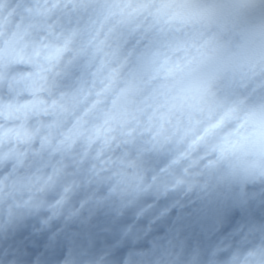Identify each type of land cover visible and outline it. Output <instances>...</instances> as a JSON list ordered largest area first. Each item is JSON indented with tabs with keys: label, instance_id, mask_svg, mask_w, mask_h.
Here are the masks:
<instances>
[{
	"label": "snow or ice",
	"instance_id": "snow-or-ice-1",
	"mask_svg": "<svg viewBox=\"0 0 264 264\" xmlns=\"http://www.w3.org/2000/svg\"><path fill=\"white\" fill-rule=\"evenodd\" d=\"M167 3L0 0V229L42 207L75 217L77 202L134 203L197 158L212 166L216 136L223 158L238 97L264 110V70L217 83L204 27L177 22ZM160 152L171 162L149 176L143 160Z\"/></svg>",
	"mask_w": 264,
	"mask_h": 264
},
{
	"label": "clouds",
	"instance_id": "clouds-1",
	"mask_svg": "<svg viewBox=\"0 0 264 264\" xmlns=\"http://www.w3.org/2000/svg\"><path fill=\"white\" fill-rule=\"evenodd\" d=\"M202 13L191 16V9ZM164 11L177 22L197 23L204 27L211 40L210 68L217 83L247 75L253 68L264 70V0H168ZM233 121H239L238 132L228 143L223 158L219 152L225 144L224 136L212 138L205 151L213 166L227 165L233 175L264 180V110L261 105L249 104L246 97H238ZM201 165L199 158L191 162L193 170ZM195 172L174 173L164 188L145 189L144 194L166 193L179 187L191 188ZM146 208L140 209L143 215ZM38 221L22 231L27 235L13 242L0 236V264H136L125 255L126 239L136 242L137 233L130 229L114 230L100 223L90 231L55 228L54 221L71 222L69 211L52 217L42 207ZM43 213H50L47 217ZM8 255L5 256L4 253ZM264 257V246L250 251H232L221 256L215 249L206 250L187 245L180 250L166 249L149 257L145 264H259Z\"/></svg>",
	"mask_w": 264,
	"mask_h": 264
}]
</instances>
